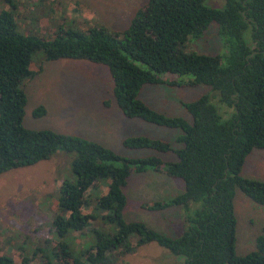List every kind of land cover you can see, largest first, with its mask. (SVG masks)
Masks as SVG:
<instances>
[{
  "label": "trees",
  "instance_id": "16d2710c",
  "mask_svg": "<svg viewBox=\"0 0 264 264\" xmlns=\"http://www.w3.org/2000/svg\"><path fill=\"white\" fill-rule=\"evenodd\" d=\"M211 23L218 27L223 52H186L185 45ZM38 52L43 60L32 71L29 66ZM58 60L104 66L113 102L123 117L179 130L175 148L142 135L121 142L130 150L170 153L174 160L124 157L79 136L24 127L25 84L43 63ZM145 85L205 86L208 91L182 103L187 121L148 107L139 97ZM43 114L41 107L32 113ZM260 150H264V0H224L221 9L206 7L204 0H146L123 30L110 31L96 23L85 29L60 25L47 38L20 34L13 14L0 11V175L45 161L57 151L74 155L70 171L75 180L61 181L51 223L59 238L51 249L56 264H115L150 243L178 264H264V230L256 236L253 251L236 255L232 208L236 189L264 206V182L240 175L247 156ZM147 170L183 184L174 197L141 206L151 212L178 208L182 231L177 237L123 218L127 179ZM102 178L108 180L106 193L91 199L89 190ZM93 201V210L85 211ZM66 237L82 239L83 246L73 252L63 241ZM0 264L16 263L0 255Z\"/></svg>",
  "mask_w": 264,
  "mask_h": 264
},
{
  "label": "rangeland",
  "instance_id": "374dc122",
  "mask_svg": "<svg viewBox=\"0 0 264 264\" xmlns=\"http://www.w3.org/2000/svg\"><path fill=\"white\" fill-rule=\"evenodd\" d=\"M146 0H0V11H10L20 34H36L47 38L60 25L85 29L95 23L110 31L127 27L134 12ZM209 8L221 9L224 0H204ZM218 27L211 23L199 38L189 41L184 50L203 55L221 54L224 50ZM43 60L36 53L29 69L35 71ZM168 79H175L168 76ZM205 86L166 87L145 85L140 99L151 109L167 116H178L190 121L182 103L193 101L206 94ZM26 104L23 126L33 130H51L64 135L79 136L102 145L114 153L141 158L157 156L172 161L170 153L159 154L149 149H126L121 142L126 137L146 136L167 141L173 148L179 130L166 129L127 119L121 115L111 95V80L102 65L81 60H58L43 63L41 71L24 86ZM108 102V104H107ZM41 107L42 116L33 111ZM74 155L57 151L47 160L31 166L9 170L0 175V255H6L18 264L46 261L56 264L51 249L58 241L52 229L56 213V199L61 181H74L70 163ZM242 177L264 182V150L252 151L244 161ZM168 179L151 170L133 173L123 188L126 206L125 221L142 222L149 228L168 237H177L182 231L179 210L172 207L151 212L143 204L165 201L183 190L179 180ZM176 183H174V182ZM108 180H97L88 195L91 199L107 191ZM94 201L85 211L93 210ZM232 208L236 220L235 253L244 255L254 250L255 238L264 230V206L247 199L234 190ZM99 226L98 221L96 222ZM73 252L83 246L82 239H63ZM115 264H178L164 249L150 243Z\"/></svg>",
  "mask_w": 264,
  "mask_h": 264
},
{
  "label": "crops",
  "instance_id": "0c3cea01",
  "mask_svg": "<svg viewBox=\"0 0 264 264\" xmlns=\"http://www.w3.org/2000/svg\"><path fill=\"white\" fill-rule=\"evenodd\" d=\"M170 180H171V179H170ZM170 180H169V181H170ZM173 180H174V179H173ZM173 182H174V181H173ZM174 183H176V182H174Z\"/></svg>",
  "mask_w": 264,
  "mask_h": 264
}]
</instances>
